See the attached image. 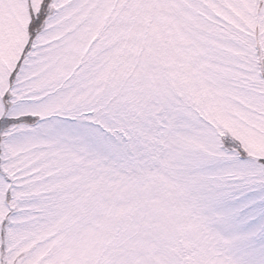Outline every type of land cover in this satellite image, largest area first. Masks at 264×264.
Segmentation results:
<instances>
[{
  "label": "snow or ice",
  "instance_id": "1",
  "mask_svg": "<svg viewBox=\"0 0 264 264\" xmlns=\"http://www.w3.org/2000/svg\"><path fill=\"white\" fill-rule=\"evenodd\" d=\"M0 264H264V0H0Z\"/></svg>",
  "mask_w": 264,
  "mask_h": 264
}]
</instances>
